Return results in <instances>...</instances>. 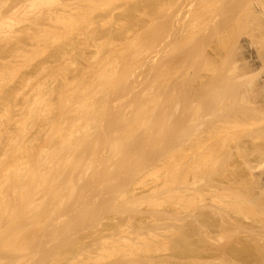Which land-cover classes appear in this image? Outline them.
<instances>
[{"label":"rangeland","instance_id":"obj_1","mask_svg":"<svg viewBox=\"0 0 264 264\" xmlns=\"http://www.w3.org/2000/svg\"><path fill=\"white\" fill-rule=\"evenodd\" d=\"M55 1L53 5H39L38 0H0V115L2 121L4 117L3 122H6V118V120H11L10 124L13 125L14 120L12 122V119H19L20 115L23 117L21 107L24 103L20 102L23 99L22 95L27 93L25 96L29 97L28 94L31 96L35 93L36 95H34L37 97L38 93L33 87L36 86V83L41 87L47 85L43 95L51 96L47 99L51 105L57 103V97L54 96L57 95V87L61 84V76L59 77L57 73H62L65 79L74 83L85 76L88 78L87 76L97 70L93 69L96 68L94 67L96 64L94 66L92 64L100 59L103 62L102 60L108 56L114 57L117 54L116 56L119 57L118 53H120L126 60L123 61L129 60V63L132 64V61L136 59V62H133V68H131L134 71L127 80L126 73L128 71L124 70V63L119 61L121 59L115 62L116 66L118 65L116 67L118 71L121 70V74L116 73L123 76L122 74L126 72L123 76L125 79H119V82L116 80L115 86H112L113 89L111 88V91L108 89L109 94L107 93L108 97L106 96L108 103L102 108L97 130L90 131L92 134L89 135L90 138L86 139L87 143L85 141L79 146L80 150L78 149V151L80 152L77 154L83 153L84 155L78 157L76 154L75 159H72V166L78 165L77 163L80 161L83 162L79 163L83 164L78 167L81 169L84 165L93 163V171L91 170L82 179L83 181L75 183L77 188L74 189L75 194L69 202L66 199L65 206L63 205L58 210L54 209L55 212L57 211L56 213L53 211L55 214L50 212L53 215L52 218L47 216V206H45V211L39 210V216H37V211L34 212L36 213L34 216L32 210L31 213L26 211L28 214L25 210L24 213L21 209L13 210L11 214L14 215V218L9 223H0V264H264V112L261 110L262 107L264 109L263 82L257 84L259 87L257 86L258 91L255 98L257 105L253 107L255 108L253 109L255 110L254 119L248 121L243 129L239 128L238 130L229 125L230 128L223 130L220 143L225 154L223 153V158L217 156L216 163V158H213L205 147L200 146L205 149V151L200 150L203 152H199L198 149L199 145L206 144L205 132L209 124L207 121L211 119L205 117L204 123L201 121V118L206 115L207 109L202 101L196 99L195 95L198 92L194 90L195 87L207 81L206 71L201 70L199 66L204 62L205 52L208 50L207 40L215 30V27L210 26L213 24V20H209L210 24L206 23L208 24L206 26L210 27V31L205 27L206 34L205 32H203L204 35L200 33L196 36L195 34L196 39L191 37L192 42L189 41L188 44L186 43L187 45L181 41L183 46H180L181 43L178 41L183 40L189 29L194 26H189L193 23L191 21H198V18L191 17V13L195 14L192 11L189 13L190 16L188 14L192 19L186 17V23L191 22L188 23L190 28L183 29L187 25H182V28L181 24H186L184 22L186 15L184 16L180 12L179 7L181 8L182 4L180 0H160L158 1L161 2L160 6L156 4L155 0ZM199 3L205 4L206 1H198L195 4L200 6ZM182 15L184 20L181 23ZM56 16H58V20H56ZM194 17L196 18V15ZM54 18L56 22H54ZM172 18L179 19V22ZM174 21L178 25L174 24ZM73 24H75L74 27H72ZM175 29H178L179 32H173ZM181 29L182 31H180ZM183 30L187 33L183 34ZM211 30L213 31L211 32ZM176 32L178 33L176 34ZM167 43L173 44L176 51L173 45L172 48L170 45L167 49L165 46ZM159 46L165 49L162 50L164 52H159ZM151 55H155V58L150 59ZM129 57L134 60L130 61ZM245 65H247L245 68L249 69L247 72H252L249 77L255 78L251 80L247 76L244 78L247 79V82L248 80L254 82L259 72L260 74L262 71V74L264 73V70H255L256 68L254 69L248 62ZM63 69L64 71H62ZM161 76L164 81H168L169 85L167 84L166 92L158 95L156 86L161 80ZM50 77L53 83L49 80ZM47 78L49 79L47 80ZM56 79L59 81H55ZM44 81H47L45 86L42 85ZM149 86L153 88L154 92L151 93L152 89L150 90ZM31 90H33L32 94ZM204 94L209 99L222 98L210 90H206ZM139 95H142L141 98ZM145 99L153 100L152 102L155 103L151 107L153 111H151L152 115L148 120L150 123L146 122L141 130L133 133L126 153L123 152L119 158L113 157L115 162L112 158L109 162L110 160L108 161L105 155L110 130L112 131L114 127L118 126V120L122 115L124 118L126 114L134 112L133 102L134 104H143ZM120 105L124 106L120 107ZM17 107L21 108L20 111ZM126 110L129 114L126 113ZM17 111L21 114L18 115ZM192 112H197L198 116L195 120H193L194 117L191 118L194 122L191 126V120L189 122L188 120ZM1 116L0 123L2 122ZM199 117H201L200 120L198 119L196 122ZM261 120L263 121L259 122ZM45 124L41 123L40 125H44V127L47 125L46 129H43L42 126L34 128V130L32 127L27 129L26 140L31 141L32 139L35 141V143L32 142L35 145L37 142L35 149L41 145L47 147V143H49L47 138L50 133L47 129H50V127L48 128L50 123ZM105 124L109 126H105ZM7 125L9 126V123L3 126L6 128H4L5 131L8 129V132L10 130L11 133L16 130L14 125L9 127ZM3 127H0L2 131H4ZM42 130L45 132L44 134ZM38 132L40 133L37 134ZM247 132L255 134L258 138L254 142H249L246 136L237 139L240 133L246 134ZM45 138L46 140H44ZM24 142L27 141L23 140L21 144ZM32 143L28 144V148L34 147ZM92 143L96 144L92 146ZM197 143L199 145H196ZM0 145L1 152L5 147L3 139L0 140ZM89 145L92 146L93 151L95 149L98 152L97 155L95 154L97 152L92 150L89 155L91 147ZM178 149L183 151L182 159H186L183 160L188 164L185 162L186 166L182 164L187 169L182 167L187 175L184 176V185L175 184L176 187L175 185H173L174 188L170 186L169 190L166 185L163 186L164 178H162V182L160 179L156 182L150 181L144 186H139L135 196L132 199L129 198L131 200H128V204L117 203L120 204L117 205L115 203L118 198L115 197L121 192V188H118L122 184L123 190L127 187L125 184L127 185L129 180L126 177L129 179L140 177L143 175L141 173L147 169H155L154 166L162 169L161 165L168 157V153H174ZM206 155H210V157L206 158ZM93 157L97 159L95 160ZM197 157L204 161L205 158L206 161L213 159L207 164L209 165L213 161L214 164L209 165L205 171L203 169L202 173L198 170L196 173L194 170H196ZM76 159L80 160L77 162ZM88 160H91L92 163L90 164ZM99 162L103 163L99 165ZM132 163L135 165L133 166ZM189 164L193 166L191 168L194 169L193 171L190 170L191 165ZM78 168L76 171L80 170ZM188 170L190 171L188 172ZM134 174L138 175L134 176ZM172 190L175 192L177 190L181 200L173 204H165L168 203L166 197L174 195ZM111 196L115 200L114 204L110 203L112 202ZM178 196L176 194L175 197L178 198ZM164 200L166 201L162 203L161 201ZM148 201L156 202L157 207L152 209L147 206L145 203ZM129 203H133V206L135 203L136 207H130ZM109 204H112L113 207ZM232 204H237L234 210H230V208H234ZM225 205L230 208L226 209ZM238 207L240 212H238ZM216 208L218 211H215ZM14 211L17 212L14 213ZM43 212H46V216ZM24 218H26L25 222H22ZM37 218L44 220L40 219L41 223L39 220H35ZM30 219L32 222L28 221ZM141 242L143 248H141ZM123 244L126 245L123 246ZM145 244L148 249L151 248L149 251L145 248L147 247ZM119 245H122V249ZM132 247L134 249L131 250L134 251H130L131 253L127 251ZM116 248L119 249V253ZM115 251L120 255L115 254ZM132 252L135 253L132 254Z\"/></svg>","mask_w":264,"mask_h":264},{"label":"bare ground","instance_id":"obj_2","mask_svg":"<svg viewBox=\"0 0 264 264\" xmlns=\"http://www.w3.org/2000/svg\"><path fill=\"white\" fill-rule=\"evenodd\" d=\"M155 1H156V4H158L159 6L161 5V2L160 3L158 2L160 0H155ZM198 1H201V2L206 1V3L205 4L199 3L200 6H197L198 4L196 5L195 3ZM55 2H56L55 0H38L39 5H53ZM68 2H70V0ZM181 2H182L181 8L179 7V9H180V12L183 13L184 16L186 15L184 22L185 23L187 22L186 17L192 11L195 14L192 15V13H191V17H193L194 19L198 18V21L194 20V19H193L194 21H191L190 19H192V18L189 17L190 16V14H189L188 17L190 19L188 18V20H190L193 23L188 22V23H191L190 25L188 23L181 24V26L187 25L184 28L182 26L183 29H186V28L189 29L190 27H188V25L189 26L194 25V26H192L191 29H189L188 33L186 32L188 35L183 30V34H186L184 39L183 40L178 39L179 41L177 40L178 42L181 43L180 46L182 45L181 41H183V44L185 45L186 43L188 44L189 41L192 42V38L196 39L195 37L197 36V34L199 35L200 33H202L204 35L203 32H205L204 31L206 29L205 27H207V30L209 29V31H210V27L208 28V26H206V25L211 23V22L208 23L209 20L210 21L216 20L215 21L216 23L212 21L213 24L215 23L214 26H213V24H210V26L212 25L213 28L215 27L214 28L215 30L214 31L211 30V32L213 31L214 33H213V35L209 36L210 38L207 40L208 41L207 42L208 43V50L205 52L206 55H205L204 60H203L204 62L202 63V65L199 66L201 70L206 71V73L208 75L207 81L204 84L195 87V89H194L196 92H198L195 95L196 99H199L200 101H202L205 104L204 106L207 109L206 115H204L203 117L201 116L202 118L201 117L197 118L196 122L198 121V119L200 120V118H201V121H203V123H204L205 117H206V119L209 118V120L210 119L211 120L207 121L209 124L207 123L208 128H207V131L205 132V143L206 144L202 143V144H205L203 146V145H199V143H197L196 145H199L198 146L199 152H203L200 150L205 151V149H206L207 151H209V153L212 154L213 158H216L217 156H219V157L221 156L223 158L224 157L223 155L225 153L223 152V146L220 143V137H221L222 133L225 130H227L228 128H230L229 125H231V127L233 126V127L237 128L238 130H239V128L243 129V126L248 121H251L254 119L253 115H254L255 110H253V109H255V108H253V107L255 105H257V103L255 104V98L257 97L256 93L258 91V87H259L258 85L262 82L264 84V73L262 74L263 71L261 72L262 75L259 72L258 73L259 75L256 76V78H257L255 80L256 82L255 81L251 82V80H254L255 78L249 77L250 74L252 75V72L251 71L247 72V70H249V69H246L247 65H245L248 62L249 65H251L254 69L256 68L255 70H257V69L258 70L259 69L264 70V0H183V1L180 0V3ZM183 15L181 17L182 18L180 21L181 23L184 20ZM195 15H196V18L194 17ZM56 17H57L56 20H58V16H56ZM55 18H54V22H56ZM59 19H60V17H59ZM159 20L161 21V19H159ZM172 20H176V18H174V19L172 18ZM176 21L179 22V19ZM206 23H208V24H206ZM172 24H173V21H172ZM174 24L178 25L177 23H175V21H174ZM74 26H75V24L72 25V27H74ZM178 29L177 30L175 29L173 32H175V31L179 32ZM180 31H182V29ZM186 31H188V30H186ZM215 31H216V33H215ZM178 32H176V34ZM195 34H196V36L194 37ZM205 34H206V32H205ZM185 38H187V39H185ZM207 38H208V36H207ZM170 45H171V43H167V45H165V46L168 49L170 47ZM172 45L170 48H172ZM165 46L163 45L164 48H165ZM163 47L159 46V52H161L164 49ZM173 48L175 50L176 47H174V45H173ZM162 52H164V51H162ZM172 52H173V50H172ZM106 55H108V54H106ZM118 55H120V56L119 57H117V56L113 57L110 55L111 57L108 56L107 58L102 60L103 62H101V59L97 60V62L99 64L97 62H94L92 65L94 66L96 64V66H94L96 68H93V69H94V71H95V69H97V70L94 73H91V75L93 74L92 76L90 74H87V75H90V76H87L89 79L85 78L86 77L85 76L80 81H78V82L75 81L73 83V82H69L67 79H65L63 77L62 73H57L59 77L61 76V79H60L61 84L57 83V84H60L57 87V89H58L57 95L55 94V96H54V97H57L56 98L57 103L55 102L56 101L55 100L54 101L55 104H52L53 106L51 105L49 100L47 101V99L51 96L48 94H46V96L43 95V92L45 91L44 88L47 87V85L45 86V83L47 81L46 82L44 81V83L42 84L45 87H43V86L41 87V86L37 85V83H36V86H39V87H36L35 85L33 87L36 89V93H38L37 97L35 96L36 94L34 92L33 93L35 95L32 94V91L34 89L31 90V92H30L32 94L31 96H30V94H28L29 97H26L25 95L27 93L23 94L24 96L22 95L23 99L21 98L22 101H20V102L24 103L23 106L21 107L23 109V112H22L23 117H22V115H20L21 112H18V111H20L19 109H21V108L17 107L18 108L17 113L22 118L21 117L19 119L16 118V120H15V118L14 119L11 118L12 122L14 120L13 125L15 126V129L17 130V133H16V130L12 131V132H14L16 134H14V133L12 134V132L10 133V130L8 132V129L5 131L6 128L3 127L5 124L9 123V126H13V125L10 124L11 120H8V119L6 120V118H5V121L6 122L9 121V122L8 123L3 122L4 117H3V121H2V116L0 115L1 121H2L0 123V127L1 128L3 127V130H4V131H2V129L0 128V140L3 139L5 141V147L3 148L4 150L0 152L1 153L0 154V223L3 222L1 224H5L6 222L9 223V221H11V219L14 218L13 217L14 215L12 216V214H11L13 212V210L18 211L19 209H21L23 211V213H24V210H25V212L26 211L30 212L32 210L31 212H33L34 216L36 215V213L38 214L37 216H39V213H40L39 210L43 209L45 211L46 210L45 206H47L48 207L47 212L49 213V214L47 213V216L52 218L53 215L50 212H53V211L55 212L56 209L58 210L59 208H61L66 203V201L68 200V202H69L70 198L73 196V194H75L74 189H77L75 186L76 185L75 183L83 181L82 179L85 178L86 175H88V173H90L91 170L93 171V169H94L93 165L94 164L91 162V160H93V159H91L90 161L88 160L90 162V164L91 163L93 164V165L91 164L92 166L89 164L88 165L90 167L88 165L87 166L84 165L82 169H81V167L78 168L79 165H83V164H79L82 161L77 163L78 165H75V166L74 165L72 166L71 162L73 163L75 156L78 155V157H79V155L83 154V153L77 154L78 152H80V151H78V149L80 150L79 146H81V143H84L85 141L87 143L86 139L90 138L89 135L92 134L90 131L94 132L97 130L98 119L102 114V110H103L102 108H104L108 103L106 100L108 89L109 90L111 88L113 89V87L115 86L116 80H118L117 82H119L120 81L119 79H123V78L125 79V77H123V76L125 75V73L127 71L128 72L126 73V80L129 79V77L132 74V71H134L132 69L133 68L132 64L134 61L136 62V59L134 60V58H133L132 60H134V61H132L129 57L130 61H132V64H131V63H129V60H127V62H125L126 60L123 57V54L118 53ZM136 57H137V55H136ZM149 58L154 59L155 55H151V57L149 56ZM119 59H121V60H119ZM126 59H128V58H126ZM137 59L139 60V57H137ZM117 60L122 61L124 63L125 69L124 68H122V69H124L126 72H124V74H122L123 76L120 75L121 70L119 72L118 69L116 68V67H118V65L116 66V63H115ZM123 60H125V61H123ZM249 65H248V67H249ZM249 68H251V67H249ZM116 69H117V71H116ZM254 69H253V72H254ZM62 71H64V69ZM91 71H92V68H91ZM116 72L117 73L119 72L120 76ZM52 73H51V75H52ZM63 73H65V72H63ZM116 75H118V76L116 77ZM161 75H163V74H161ZM247 76H248V78H251V80H248V82L246 81L247 79L246 80L244 79ZM157 78H159V77H157ZM48 79L49 78H47V80ZM49 80L52 81V78ZM57 80L59 81V79H56L55 81H57ZM126 80H124V81H126ZM243 80H244V82H243ZM165 82H167V83L165 84ZM52 83H53V81H52ZM120 84H122V83H120ZM167 84H168V81H164L163 76H161V80L157 83V86H156V92L158 95L166 92L165 91L166 87L169 85V84L168 85ZM154 86H155V84H154ZM149 88H150V86H149ZM130 89H132V88H130ZM51 90L49 91L50 93H51ZM150 90L152 93L153 88L151 87ZM206 90L216 92L218 95H220L219 98L220 97H222V98H220V99H209L204 94ZM123 91H124V89H123ZM124 93H126V92H124ZM47 95H48V97H47ZM152 95H154V94H152ZM141 96L139 95L140 98H141ZM149 97H150V95H149ZM147 98H148V95H147ZM50 99H52V98H50ZM133 99H135V98L133 97ZM149 100L145 99V101H143V104H141V103L138 104L136 102H135L136 104H134V102H133L132 105L134 106L133 107L134 112L133 113L131 112L132 114L131 113L129 114L130 109L128 108L129 110L128 109L127 110L129 112L126 110V113H128L129 115L126 114L124 118L122 115L121 116L122 118L120 117V119L118 120L119 122L117 121L118 126L115 125L117 127H114V129L112 131L109 129L110 132L108 134V139H107L108 143H107V149H106V155H105V158L108 161L110 160L109 162H111V158H112V160H114L113 157L119 158L120 155L123 154V152L126 153V151H127L126 149H128V146H130L129 142L131 141V139L133 137V133L141 130V128L144 127L146 122L150 123L148 120L150 119L149 116L152 115L151 111H153V110L151 107H152V104L154 102H152L153 100L152 101L151 100L149 101ZM123 106L120 105V107H123ZM53 107H55V108L57 107V108L54 109ZM261 110L264 112L263 107ZM120 114H121V112L119 113V115ZM197 116H198L197 112H192L188 122L193 117H194L193 120H195V118ZM7 118H9V117H7ZM262 121L263 120H261L259 122H262ZM46 122L50 123V125L48 126V128L50 127V129H47V131L49 130V133H50V135H48V138H47L49 143H47V147H43L44 145H41V147L35 149L37 142L35 145L34 144L35 141H33L32 139H31V141L28 139L26 140L27 129L32 127L34 130V128H41V126L44 129L45 127H47ZM2 123H3V125H2ZM41 123H44V124L46 123L45 124L46 126L44 127V125H40ZM190 123L192 126L194 122L191 120ZM100 124H102V123H100ZM105 126H109V125L105 124ZM50 130H51V132H50ZM98 131H100V130H98ZM42 132H43V130H42ZM8 133H10V134H8ZM39 133L40 132H38L37 134H39ZM44 133L45 132H43V134ZM243 136H246L248 138L249 142H254L258 138L255 134H252V133L248 134V132H247L246 134L240 133L239 137L237 136L238 137L237 139H239ZM31 137H32V135H31ZM28 138H30V137L28 136ZM42 138H40V139L42 140ZM23 140L27 141V142H24L21 144V142H23ZM44 140H46V138ZM91 140H94V139H91ZM37 141H40V140H37ZM32 142H34V143H32ZM30 143L34 144V147L30 146L28 148V144H30ZM42 144H43V142H42ZM95 144H93L92 146H94ZM89 146H91V145H89ZM89 146H87V147H89ZM92 146L89 148L90 149L89 155L93 151V149H91ZM200 146L202 148L205 147V149H202ZM206 146H207V148H206ZM178 150L180 151L181 149H178ZM178 150L174 151V153L176 152V154L171 153V152H170L171 154L168 153V157L165 159L164 162L161 160L163 162V165H161L162 169L160 168L161 170L154 166L153 168H155L156 170L155 169H150V170L147 169L144 173L143 172L141 173V175L142 174L143 175L140 177L135 178L132 176L133 179H129V177H126V178H128L127 180H129V181H127L124 178L125 181H127V185L125 184V186H127V187H125L123 190L122 189L123 184L120 187L118 186L119 187L118 189L121 188L120 189L121 192H120V190L117 189V191L120 192L115 197V198L118 197L116 199L117 202H115V200L112 199L113 196L110 197L112 202H110V201H108V202H110L112 204H114V202L116 204L117 203H121V204L127 203L128 204V202H129L128 200H131L135 196L136 192L139 190V186H144L145 184L149 183L150 181L156 182V180L158 181V179H160V181H161L162 178H164L163 186L166 185V187L168 189L170 186L172 188L173 185H175V184L176 185L178 184V186L184 185V183H185L184 176L186 177L187 175L184 171L185 168L183 166L185 165L184 160H186V159H184V158H183L184 160L182 159V152L183 151L179 152ZM94 151H96V150L94 149ZM95 154L97 155L98 152ZM196 154L198 155V153H196ZM213 154H214V156L215 155L216 156L214 157ZM210 155H208V156L210 157ZM208 156L206 155L205 157L207 158ZM194 157H196V156H194ZM206 158H205V161L203 159L200 160V158H198V161L200 163L197 161V163H195L196 164L195 165L196 170L193 169L194 171H196V173H197V170L202 173L203 169L205 171V169L207 167H209V165L211 166L212 163L214 164V161H213V162H211V164L209 163V165H208L207 163L213 159H209V161L208 160L206 161ZM217 158L215 159L216 163L218 160ZM122 159L124 160V157ZM79 160H77V162ZM85 160H86V158L84 159V161ZM107 160H106V162H107ZM114 162H115V160H114ZM101 163H103V162H101ZM101 163L99 162V165ZM120 163H122V162H120ZM157 163H158V161H157ZM74 164H75V161H74ZM117 164H119V163L117 162ZM154 164H156V163H154ZM182 164H183V166H182ZM198 164H200V165H198ZM119 165H121V164H119ZM132 165H133V163H132ZM134 165H135V163H134ZM140 165H141V163H140ZM189 165H191V164H189ZM96 166H98V165H96ZM116 167H118V166H116ZM212 167H214V166H212ZM77 168H78V170L79 169L80 170L76 171ZM186 168H188V167H186ZM191 168H193L192 165L190 167V170H192ZM116 169H118V168H116ZM124 169H126V168L124 167ZM111 170H110V172H111ZM113 170H114V168H113ZM185 170H187V169H185ZM190 170H188V172ZM75 171H76L77 175L75 174ZM77 172H79V173H77ZM130 172H131V170H130ZM106 173H107V169H106ZM73 174L76 176L74 177ZM104 174H105V172H104ZM210 174H211V172H210ZM135 175L136 174H134V176ZM127 176H129V175H127ZM200 176H201V174H200ZM159 177H161V178H159ZM203 177H204V175H203ZM92 178H93V176H92ZM176 185H175V187H176ZM87 186H89V185H87ZM41 189H42V191H41ZM172 191H174V190H172ZM154 193H156V192H154ZM165 193H166V190H165ZM173 193H174V195L172 194L171 196L167 193V195H169V197H166L167 195L163 196L164 198L165 197L168 198L167 199L168 203H165V204H169V203L173 204V203H176L177 201L181 200V198H180L181 196L180 195H179L180 197L178 196L179 193L177 192V190H176V192L174 191ZM176 194H177L178 198L175 197ZM129 198H131V199H129ZM234 200H236V199H234ZM165 201L166 200L161 201V202L163 203ZM232 202H234V201H232ZM238 202H239V200H238ZM162 203H159V204L161 205ZM145 204H147V206L151 207L152 209H154V207H157V205H158L156 202H149V201ZM234 204H232L234 207L233 209H231L232 206L230 204L229 205L231 206V208L229 206L225 205L226 209L229 207L230 210H234L235 206L237 205V204L236 205H234ZM107 205H108V203H107ZM117 205H120V204H117ZM117 205H115V206H117ZM170 205H168V206L171 207L172 205L171 206ZM238 205L241 206V204H239V203H238ZM129 206L130 207H136L135 203H134V206H133V203L132 204L129 203ZM111 207H113V206H111ZM127 207H128V205H127ZM239 207H238V209H239L238 212L241 211ZM173 208L175 209L174 205H173ZM49 209H51V210L49 211ZM132 209H135V208H132ZM236 209H237V207H236ZM224 210H225V207H224ZM17 211H14V213ZM35 211H37V212L34 213ZM215 211H218L217 208ZM235 211L237 213V210H235ZM30 213H29V215H30ZM43 213L46 216V214H45L46 212H43ZM253 213H255V212H253ZM237 214H239V213H237ZM16 217H17V215H16ZM34 218H36V217H34ZM43 218H40V219H43ZM25 219L26 218H24V221H22V222H25ZM40 219L37 218L35 220H39V222H41ZM47 219H49V218H47ZM16 220H17V218H16ZM28 221L32 222L31 219ZM45 221H44V224H45ZM259 221H261V220H259ZM47 222H48V220H47ZM263 222H262V224H263ZM35 224L38 225L37 223H35ZM44 224H42V225H44ZM39 225H41V224H39ZM33 227H37V226H33ZM31 228H32V226H31ZM0 229H1V227H0ZM18 230H19V228H18ZM24 232H26V231H24ZM26 234H27V232H26ZM125 245L123 244V246H125ZM128 245H130V244H128ZM119 246H121L120 248L122 249V245H119ZM142 246H143V243L141 245V248H143ZM137 247H139V246H137ZM149 247H150V245H149ZM126 248H128V247L126 246ZM145 248L148 249V246ZM116 249H118V248H116ZM123 249H124V247H123ZM131 249H134V248L132 247V248H130V250L127 249V251H129V252L134 251ZM150 249L151 248H149L148 251ZM182 249H183V247H182ZM112 251H114V250H112ZM122 251H121V254H123V252L127 253V251H123V252ZM140 251H141V249H140ZM145 251H146V249H145ZM137 252L138 251L136 250V253ZM151 252H153V251H151ZM118 253H119V249H118ZM133 253H135V252H132V254ZM240 253H241V251H240ZM108 254H109V252H108ZM115 254H117V252ZM117 255H120V254H117ZM136 255H138V254H136Z\"/></svg>","mask_w":264,"mask_h":264}]
</instances>
